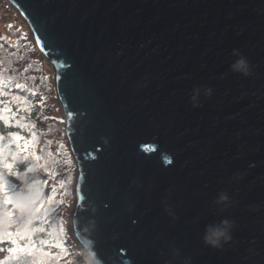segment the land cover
I'll use <instances>...</instances> for the list:
<instances>
[{"label":"water","instance_id":"obj_1","mask_svg":"<svg viewBox=\"0 0 264 264\" xmlns=\"http://www.w3.org/2000/svg\"><path fill=\"white\" fill-rule=\"evenodd\" d=\"M7 1L54 69L89 257L264 264V0ZM225 219L232 240L206 245Z\"/></svg>","mask_w":264,"mask_h":264},{"label":"trees","instance_id":"obj_2","mask_svg":"<svg viewBox=\"0 0 264 264\" xmlns=\"http://www.w3.org/2000/svg\"><path fill=\"white\" fill-rule=\"evenodd\" d=\"M2 3L0 13L3 7H8L12 18L0 14V177L12 203L6 204L4 193H0V224L6 232L8 213L14 212L18 223L14 222L13 230L22 231L29 238L26 243H34L38 250L32 256L21 253L15 259L6 251L10 245L4 244L0 261L3 264H38L41 260L44 264H79L72 256L73 236L66 234L62 224L74 169L70 170L69 161L73 156L61 128L62 119L52 113L57 105L52 101L53 96L57 98L53 74L35 51L30 38L33 35L26 23L16 25L19 11L13 10L6 0ZM16 136L32 143L31 152L21 151L20 144L15 142ZM9 163L13 165L11 170L5 166ZM33 180L37 187L31 195H15L23 193L25 183ZM61 242L66 252L53 247ZM78 247L82 249L80 244Z\"/></svg>","mask_w":264,"mask_h":264},{"label":"clouds","instance_id":"obj_3","mask_svg":"<svg viewBox=\"0 0 264 264\" xmlns=\"http://www.w3.org/2000/svg\"><path fill=\"white\" fill-rule=\"evenodd\" d=\"M233 55L237 57V59L230 65V69L233 73H239L245 77L249 76L252 72V66L250 62L244 57L238 50H233ZM212 88L206 87L203 90V95L206 97H210L212 95ZM199 95L200 88H196L193 90V95L190 97L192 101L193 107H199ZM23 180V177H21ZM0 185H3V178L0 177ZM37 182L33 180L31 183H25L24 192L16 193L15 195L18 197H23L24 195H31L32 192L36 189ZM229 198L227 194H220L217 203L227 201ZM255 211V209H253ZM234 224L233 221H229L227 219L223 220L221 226H217L214 228H209L205 236L203 237L204 243L208 246H212L215 248H220L221 240L225 243L232 240V236L230 234L229 229ZM77 259L79 260V264H99V260L95 259L94 255L90 258L89 254L81 249L77 253Z\"/></svg>","mask_w":264,"mask_h":264},{"label":"snow or ice","instance_id":"obj_4","mask_svg":"<svg viewBox=\"0 0 264 264\" xmlns=\"http://www.w3.org/2000/svg\"><path fill=\"white\" fill-rule=\"evenodd\" d=\"M15 142L20 144L21 151L31 152L32 143L27 142L24 137L16 136ZM168 163H171V160H168ZM5 166L9 170L13 168V165L11 163ZM10 174H12L11 171ZM0 193H4L5 195L4 200L6 204L12 203L10 197H8L4 192V185H0ZM41 208H43V205H41ZM8 217H9V224H8V230L6 232L3 231V225L0 224V251H4L5 249L2 246L4 244H8L10 246L6 249V251L9 253L10 258L19 259L21 253L27 256H32L38 250L37 247L34 245V243H26L29 238L22 231L13 230L15 228L14 222L18 223L14 212H9ZM41 243H43V241H41ZM53 247L62 249L63 251L66 252V247L62 242L54 244ZM45 255H53V253L45 252ZM0 264H3V261H0ZM38 264H44V261L41 260L38 262Z\"/></svg>","mask_w":264,"mask_h":264},{"label":"rangeland","instance_id":"obj_5","mask_svg":"<svg viewBox=\"0 0 264 264\" xmlns=\"http://www.w3.org/2000/svg\"><path fill=\"white\" fill-rule=\"evenodd\" d=\"M2 1L3 0H0V3H2ZM7 1V0H6ZM9 3V2H8ZM3 4V3H2ZM10 5H11V8L13 9V10H17L16 8H15V6L13 5V4H11V3H9ZM4 6V5H3ZM3 12L2 13H0V14H6V18L7 19H10L11 20V9L9 8L8 9V7H3ZM18 11V10H17ZM15 23H16V25H18L19 23H26V21H25V19L24 18H22L21 16H19V18H16L15 19ZM27 29H28V31H30V29L28 28V27H26ZM31 32V31H30ZM32 33V32H31ZM31 38V40H33V36H31L30 37ZM35 51H36V49H35ZM37 54H39L40 56H42L43 57V60H44V62L45 63H47L48 64V66L51 68V72H52V74H53V72H54V69H53V67L51 66V64H50V62L47 60V58L42 54V53H40V52H37ZM51 79L52 80H54V76H52L51 77ZM53 98H55V99H52V101H55L56 103H57V105H55L54 107H53V109H52V113H55L58 117H60L61 119H62V126H61V128H62V130H63V132H65V126H64V114H63V112H62V109H61V107H60V105H59V102H58V100H57V98H56V95L55 96H53ZM74 159V158H73ZM73 159H71L69 162H70V170H73L74 169V175H73V179L75 178V176H76V167H75V165H76V161L75 160H73ZM74 165V166H73ZM64 169H65V166H64ZM74 182V181H73ZM69 193H68V196H67V199H66V201H67V203H68V208L66 209V211L63 213V222H62V224H63V228H64V230H65V232H66V234L70 237L71 235L73 236V233H72V228H71V221H70V212H71V210H72V208H73V199H74V194H73V184L71 183V186L69 187ZM71 242L73 243V247H74V252H73V254H72V256H73V260H74V262H77V253L81 250V249H79V247H78V242H77V240H76V238L73 236V238H71Z\"/></svg>","mask_w":264,"mask_h":264}]
</instances>
